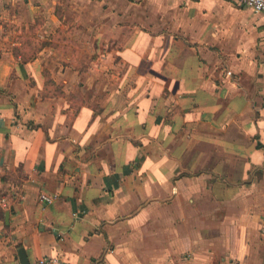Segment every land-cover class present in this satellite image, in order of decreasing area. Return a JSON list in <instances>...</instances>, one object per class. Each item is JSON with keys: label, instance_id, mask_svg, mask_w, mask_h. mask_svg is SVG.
I'll return each mask as SVG.
<instances>
[{"label": "crops", "instance_id": "obj_1", "mask_svg": "<svg viewBox=\"0 0 264 264\" xmlns=\"http://www.w3.org/2000/svg\"><path fill=\"white\" fill-rule=\"evenodd\" d=\"M236 4L0 0V264H264V16Z\"/></svg>", "mask_w": 264, "mask_h": 264}, {"label": "built area", "instance_id": "obj_2", "mask_svg": "<svg viewBox=\"0 0 264 264\" xmlns=\"http://www.w3.org/2000/svg\"><path fill=\"white\" fill-rule=\"evenodd\" d=\"M236 1L242 4L243 6L251 9L253 12L264 16V0H236ZM41 200L46 203H52L54 198L43 195L41 197ZM3 203L5 204V200H3ZM34 264H62V262L59 258H43L38 260Z\"/></svg>", "mask_w": 264, "mask_h": 264}, {"label": "water", "instance_id": "obj_3", "mask_svg": "<svg viewBox=\"0 0 264 264\" xmlns=\"http://www.w3.org/2000/svg\"><path fill=\"white\" fill-rule=\"evenodd\" d=\"M9 216H10V212H7L6 213V218L8 219ZM19 254H20V259H21L22 264H29V261H28L26 255H25V253L23 252V250H20Z\"/></svg>", "mask_w": 264, "mask_h": 264}, {"label": "rangeland", "instance_id": "obj_4", "mask_svg": "<svg viewBox=\"0 0 264 264\" xmlns=\"http://www.w3.org/2000/svg\"><path fill=\"white\" fill-rule=\"evenodd\" d=\"M236 5L239 6V7H243L242 4H240V3H238V2H237ZM243 8H245V7H243ZM246 9H247V8H246ZM247 10H249V9H247ZM249 11L251 12L252 10H249ZM77 48H78L77 51H78L79 53H81V52H83L84 54L86 53V49H85L86 47L84 48L83 46H80V45H79ZM83 65H85V64H83Z\"/></svg>", "mask_w": 264, "mask_h": 264}]
</instances>
